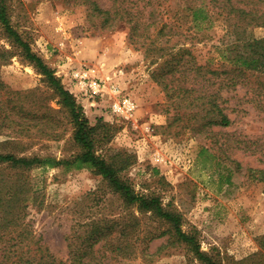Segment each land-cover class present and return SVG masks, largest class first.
Returning <instances> with one entry per match:
<instances>
[{
  "label": "rangeland",
  "instance_id": "obj_1",
  "mask_svg": "<svg viewBox=\"0 0 264 264\" xmlns=\"http://www.w3.org/2000/svg\"><path fill=\"white\" fill-rule=\"evenodd\" d=\"M98 1L105 9L111 6L109 0ZM181 8L180 0L162 4L161 13L176 33L168 48L179 52L185 68L197 64L218 67L219 48L228 37L226 27L217 21L207 37L198 35L184 23ZM10 10L15 29L75 96L90 123L108 125L111 140L99 153L108 159L126 160L128 156L122 176L135 191L159 197L166 209L178 213L183 231L195 235L200 251L213 262L264 264L260 247L264 187L247 177V168H264V92H253L251 85L258 84L255 78L250 85L232 89L224 82L226 75L208 76L211 82L202 86L207 93L220 91L221 104L235 110L227 111L234 124L214 129L216 133L212 129L195 131L198 120L191 110L176 109L177 104H172L153 76L169 57L153 63L145 48L130 40L127 24L103 27L101 19L89 17L87 8L72 0H12ZM247 34L262 38L264 27L251 28ZM4 50L9 52V60H0V153L73 159L81 150L57 99L0 25V51ZM76 72L104 84L103 94L87 91L74 79ZM187 75L189 86L201 88L194 71ZM125 100L134 105L130 116L114 107ZM22 109L33 112L34 123L56 120L61 122L58 130L64 132L67 127V131L61 140L48 137L47 127L21 132L15 123L22 121ZM202 148L209 153L198 161ZM32 178L38 200L31 203L27 223L43 246L66 260L73 220L84 218L78 212L95 204L87 195L97 189L106 191V184L87 168L36 169ZM106 206L108 214L127 211L141 219L138 252L113 264H204L186 244L169 243L168 235L146 239L150 231L166 230V223L140 214L137 208H123L118 199L108 200Z\"/></svg>",
  "mask_w": 264,
  "mask_h": 264
},
{
  "label": "trees",
  "instance_id": "obj_2",
  "mask_svg": "<svg viewBox=\"0 0 264 264\" xmlns=\"http://www.w3.org/2000/svg\"><path fill=\"white\" fill-rule=\"evenodd\" d=\"M72 1L86 7L89 17L101 19L103 27L114 29L118 24H127L130 27V40L145 48V53L153 58V63L169 57L159 64L153 76L172 104H177L176 109L191 110L192 117L198 120L195 131L212 129L216 133L214 129L234 124V119L227 111L233 113L235 110L221 104L220 91L207 93L205 86H202L211 82L208 76L216 79L226 75L224 82L232 89L252 83V78H255L258 84L251 85L253 92H264V37H251L247 34L251 28L264 27V0H180L184 23L189 24L198 35L207 37V32L217 21H221L227 29V40L219 48L220 65L210 67L197 64L194 68L181 65L183 59L179 57V52L172 53L173 48L167 46L176 33L170 20L165 19L161 13L162 4L166 0H109L111 6L108 9L103 8L98 0ZM11 2L0 0V25L52 90L59 111H63L66 124L72 129L73 141L81 151L73 159L0 153V170H3L0 176V264H113L119 259L133 257L141 242V219L127 211L117 215L108 214L106 203L113 198L118 199L123 208H137L140 214L149 215L168 225L162 232L150 231L146 239L168 235L169 243L186 244L204 264H217L200 251L195 235L183 231L178 213L166 209L159 197L137 193L122 176L129 164L128 156L126 160L116 157L108 159L99 153L111 140L110 128L99 122L96 125L90 123L75 96L22 38L12 24ZM177 35L183 36L184 33ZM8 53L6 50L0 51V60L7 62ZM189 71L195 72V82L200 80L197 85L201 88L188 85ZM22 113V121L15 123L22 129L21 132H29L32 127H47L48 137L61 140L67 131V127L64 132L58 130L61 127L59 121L43 122L40 125L34 123L36 117L33 112L22 109ZM207 153L208 149L202 148L197 160ZM59 167H64L66 171L90 169L102 178L107 188L106 191L97 189L87 195L95 204L86 206V211L78 212L84 214V218L73 220L67 238L66 260L57 258L43 246L27 223L31 203L38 200L32 172ZM247 171L250 181L261 183L264 187V168L249 167ZM260 247L264 250V236L260 239Z\"/></svg>",
  "mask_w": 264,
  "mask_h": 264
},
{
  "label": "built area",
  "instance_id": "obj_3",
  "mask_svg": "<svg viewBox=\"0 0 264 264\" xmlns=\"http://www.w3.org/2000/svg\"><path fill=\"white\" fill-rule=\"evenodd\" d=\"M74 79H78L81 85L94 95L103 94L104 89L106 88V86L100 82L87 80L85 75L80 72L74 74ZM113 91L117 92L118 90L117 88H113ZM114 107L116 110L122 111L127 116H130L134 110V105L128 100L119 102L118 104H115Z\"/></svg>",
  "mask_w": 264,
  "mask_h": 264
}]
</instances>
